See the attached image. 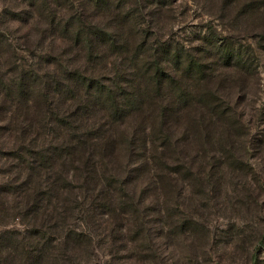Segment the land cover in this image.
Here are the masks:
<instances>
[{"label": "trees", "instance_id": "1", "mask_svg": "<svg viewBox=\"0 0 264 264\" xmlns=\"http://www.w3.org/2000/svg\"><path fill=\"white\" fill-rule=\"evenodd\" d=\"M193 1L222 30L186 49L167 0H0V222L23 227L1 231L0 264L64 262L131 217L146 245L147 199L168 224L198 159L264 152V0Z\"/></svg>", "mask_w": 264, "mask_h": 264}, {"label": "rangeland", "instance_id": "2", "mask_svg": "<svg viewBox=\"0 0 264 264\" xmlns=\"http://www.w3.org/2000/svg\"><path fill=\"white\" fill-rule=\"evenodd\" d=\"M165 9L170 17L163 23L167 27L163 35L178 40L186 49L203 45L209 27L221 33L219 21L193 0H167ZM259 67L260 77L255 80L257 95H250L249 100H256L258 111L262 113L264 60ZM247 145L252 149L245 156L237 155L233 161L221 155H211L206 163L198 159L196 163L206 169L200 176H191L190 181L173 175L174 179L184 180L180 185L184 193L183 198L178 199L180 205H170V214H173L170 218L175 215L188 218L187 233L173 224L178 216L167 224L163 221L166 215L161 218L154 214L153 201L149 198L145 207H141L140 220L143 230L146 229V245L135 231L134 218L123 225L124 232L114 237H107L110 228L102 222L97 235L90 234L91 246L81 252L69 247L65 261L59 260L58 264H264V152L257 146ZM18 223L12 217L6 218L0 222V233L23 230ZM123 236L133 242L132 250L122 249L117 237Z\"/></svg>", "mask_w": 264, "mask_h": 264}]
</instances>
